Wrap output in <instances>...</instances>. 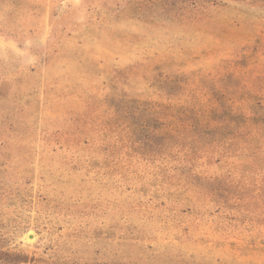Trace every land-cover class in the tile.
<instances>
[{
    "label": "rangeland",
    "instance_id": "1",
    "mask_svg": "<svg viewBox=\"0 0 264 264\" xmlns=\"http://www.w3.org/2000/svg\"><path fill=\"white\" fill-rule=\"evenodd\" d=\"M0 264H264V0H0Z\"/></svg>",
    "mask_w": 264,
    "mask_h": 264
}]
</instances>
